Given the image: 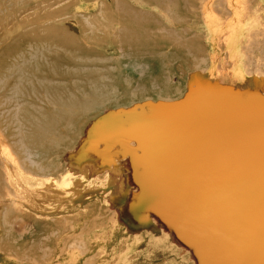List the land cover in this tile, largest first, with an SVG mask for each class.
I'll list each match as a JSON object with an SVG mask.
<instances>
[{
  "label": "rangeland",
  "instance_id": "374dc122",
  "mask_svg": "<svg viewBox=\"0 0 264 264\" xmlns=\"http://www.w3.org/2000/svg\"><path fill=\"white\" fill-rule=\"evenodd\" d=\"M164 1L0 0V264H264V0Z\"/></svg>",
  "mask_w": 264,
  "mask_h": 264
},
{
  "label": "bare ground",
  "instance_id": "6f19581e",
  "mask_svg": "<svg viewBox=\"0 0 264 264\" xmlns=\"http://www.w3.org/2000/svg\"><path fill=\"white\" fill-rule=\"evenodd\" d=\"M158 6L160 7V8H162L163 6H164V8L165 9H171L172 8V4L167 0V1H164L163 3H158ZM123 10V9H122ZM127 12H129V11H125V12H123V16L124 15H127ZM140 18H138V17H136V18H134V19H132L130 22H129V27H133V26H135V30H137V31H142V32H145V31H143V22L142 23H140ZM125 35V34H124ZM109 167V170H110V172H111V174L112 173H116L117 172V175H119L120 176V178H121V176H122V174H121V167H117V164L116 163H114V164H109L108 165Z\"/></svg>",
  "mask_w": 264,
  "mask_h": 264
}]
</instances>
